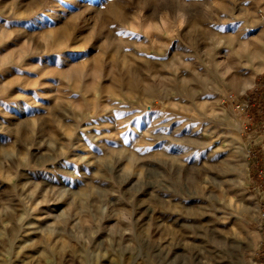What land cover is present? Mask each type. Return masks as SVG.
Here are the masks:
<instances>
[{
	"label": "rangeland",
	"instance_id": "374dc122",
	"mask_svg": "<svg viewBox=\"0 0 264 264\" xmlns=\"http://www.w3.org/2000/svg\"><path fill=\"white\" fill-rule=\"evenodd\" d=\"M263 86L264 0H0V264H264Z\"/></svg>",
	"mask_w": 264,
	"mask_h": 264
},
{
	"label": "built area",
	"instance_id": "2783aa9c",
	"mask_svg": "<svg viewBox=\"0 0 264 264\" xmlns=\"http://www.w3.org/2000/svg\"><path fill=\"white\" fill-rule=\"evenodd\" d=\"M225 101L232 103L235 109L241 113H246L248 109L250 108V103L247 100L239 101L235 98V96H233V94H229L225 98ZM260 175L262 177L261 186L263 187V192H264V173ZM261 218H264V208L262 209V212H261Z\"/></svg>",
	"mask_w": 264,
	"mask_h": 264
},
{
	"label": "crops",
	"instance_id": "0c3cea01",
	"mask_svg": "<svg viewBox=\"0 0 264 264\" xmlns=\"http://www.w3.org/2000/svg\"><path fill=\"white\" fill-rule=\"evenodd\" d=\"M256 139V136H254V140ZM255 141H257V140H255ZM261 140H259V142H260ZM258 143V142H257Z\"/></svg>",
	"mask_w": 264,
	"mask_h": 264
},
{
	"label": "trees",
	"instance_id": "16d2710c",
	"mask_svg": "<svg viewBox=\"0 0 264 264\" xmlns=\"http://www.w3.org/2000/svg\"><path fill=\"white\" fill-rule=\"evenodd\" d=\"M260 89V88H259ZM264 89V86H263V88H262V90Z\"/></svg>",
	"mask_w": 264,
	"mask_h": 264
}]
</instances>
